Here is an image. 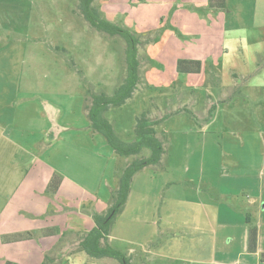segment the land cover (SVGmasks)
Instances as JSON below:
<instances>
[{
  "label": "crops",
  "instance_id": "obj_1",
  "mask_svg": "<svg viewBox=\"0 0 264 264\" xmlns=\"http://www.w3.org/2000/svg\"><path fill=\"white\" fill-rule=\"evenodd\" d=\"M221 1L212 0V3L216 5ZM166 2H170V6L174 8L171 12L163 13L160 19L163 25L169 20L176 28L174 33L169 30L172 39L175 40L176 34L179 37L188 36L195 44H206V50L195 51L190 55L177 53L176 56L171 57L169 65L172 68L174 83L177 75L185 76L188 81L180 85L178 83L173 86L167 85L168 87L161 85L163 90L179 91L180 88L189 86L193 92H196L203 82L205 69L210 64L213 66L220 61L222 67L212 68L213 73H219L224 69L230 78L225 84H221V99L218 100L220 105L214 104V98H208L209 102L206 105L208 109L203 120L207 125L202 133L213 134L211 126L218 121V111V115L221 112L225 118L231 111L237 110L242 101V106L251 107H256L262 102L256 99L255 94L258 91H263L264 94V83L255 82L251 75L264 74V62L260 61L264 58V34L255 40L259 46L253 53L251 63L253 68L248 69L241 62L245 61L241 27L246 23L241 19L240 8L229 9L231 0H223V8L211 7L210 0H166ZM116 3L118 2L102 0L99 8L104 19L119 25L117 20H122V17L119 18V12L126 13L118 10ZM240 3L249 5L254 3L255 25L264 28V0H242ZM10 35V30L5 36L0 33V42H21ZM180 61L199 62L201 70L198 73H181L178 70ZM166 72L163 70L162 74ZM141 85L142 82L138 87L141 88ZM15 96L19 105L15 104L16 108L12 116L7 114L6 101L1 99L0 102V223L3 224L0 225V250L4 252V247L15 245L18 247V255L13 257L4 254L0 257V264H19L21 260L24 261L23 264H30L31 253L35 257L46 252L50 253L52 264H57L63 256L71 254V249L80 244V239L85 233L94 228L93 214L101 212L100 204L111 200L117 188L115 171L119 157L112 148L109 149L106 139H103L101 134H94L90 128L91 124L85 111V103L89 95L84 93L78 104L82 126L77 128L71 126L74 123L62 124L65 111L61 105L56 103L51 105V101L43 97L38 103L35 95L31 97L30 91L23 93L19 88ZM214 106L216 109L210 116V110ZM53 110L60 113L57 121L62 128L56 134L51 132L55 119L50 118L54 113ZM178 110L183 113L185 109L176 111ZM159 112H163L162 109ZM194 114L192 111L196 122L201 124L198 116ZM239 119L230 116L226 122L230 123L232 120L234 124H239L242 118ZM75 129L77 131H71ZM230 129L231 127L225 129L222 139L234 138ZM78 131L84 134L85 142L82 143L89 148L83 149L79 143L76 149L80 153L77 154L79 159L72 164L70 154L74 149V143L66 138ZM259 133L258 135L261 134ZM243 134L244 132H239L237 136L243 138ZM41 145L44 147L41 148ZM244 149L245 145L242 144L241 150ZM46 154L55 163L46 159ZM225 154L232 160L228 159L231 165L227 163L223 165V176L226 174V177L231 178L235 188H227L224 191L222 187L217 189L215 184H210L206 187V193L202 195V186H195V180L191 178L186 182L192 186L194 196L191 199L196 201L195 209L184 211L185 213L179 212L177 216L174 213L162 212L160 201L166 188L174 184L178 185L179 182L174 179L165 180L159 189L157 186L152 188L149 185L150 180L155 176V170L161 169L163 173H167L172 168L165 163L160 167H147L137 173L133 178L127 204L112 227L109 236L110 245L125 253L132 264H264L262 259L264 197L259 192L255 196H248L251 193L249 189L251 185L247 186L243 180L251 177L254 180L259 179V188L262 192L264 151L259 150L258 154L253 152L255 157L252 160L240 159L234 151ZM87 162L100 170L93 180L89 176L85 180L91 167L87 166L89 165ZM103 168L106 172H103ZM33 169H37V172L32 176L29 172ZM71 170L81 171V174L75 177L69 173ZM190 170V166H186V171ZM53 180H55L54 193L49 191ZM91 184H94L92 191ZM151 201L154 203V210L150 209ZM70 202H77L79 208L78 217L73 221L70 220V216L75 214L71 213ZM86 202L89 211L85 210ZM79 204H82V207H79ZM251 211L256 216L255 221L248 213ZM122 228L126 229V234L121 232ZM251 229L257 230L255 252L249 250ZM10 236L16 238L11 239ZM82 253L84 252L78 251L71 255ZM94 260L104 264H117L114 259ZM38 264H43V261L39 260Z\"/></svg>",
  "mask_w": 264,
  "mask_h": 264
},
{
  "label": "rangeland",
  "instance_id": "obj_2",
  "mask_svg": "<svg viewBox=\"0 0 264 264\" xmlns=\"http://www.w3.org/2000/svg\"><path fill=\"white\" fill-rule=\"evenodd\" d=\"M96 1L97 4L94 3V6L99 9L101 17L104 19L99 8L102 0ZM111 1H117L118 10L127 14L119 12V18L122 17L121 21L117 20L119 25L131 31L141 40L139 59L142 85L141 88H137L133 98L127 104L120 108H111L105 113V117L114 125L115 131L122 141L132 143L135 137L136 120L142 113L148 111L152 118L170 116L157 127V132L158 137L166 142L167 154L163 158L162 165L167 163L172 169L167 173H163L161 169L155 170V176L150 180L149 185L152 188L157 186L159 189L165 180L173 181L174 179L179 183L166 188L160 201L161 211L174 213L176 216L179 212L193 211L196 201L191 199L194 194H192V186L187 184V180L192 178L195 180V186H202V195L206 193V187L210 184H215L217 189L222 187L224 191L227 188L234 189L232 179L226 177V174L223 176V165L226 163L231 165L230 161L232 160L226 157L225 152L234 151L240 159L252 160L255 157L253 152L258 154L259 150L264 151L263 91H258L255 94L257 100H262L258 106H242V101L241 105L236 108L237 110L231 111L225 118L221 112L218 115V111V121L211 126V131L214 133H202L203 128L207 125L203 120L208 109L206 106L209 102L208 98H214V104L220 105L218 100L221 99V84H225L230 79L224 69L219 73H213L212 68L222 67L221 61L217 64L214 63V67L210 64L205 69L203 82L196 92H193L189 86L184 88L183 85L181 86L184 89L180 88L179 91L163 90L161 85L168 87L167 85L173 86L177 83L180 85L188 81L185 76L177 75V80L174 83L172 68L169 65L170 58L176 56L177 53L190 55L195 51H205L206 44H195L191 37H179L178 34H176V42L172 39L169 30L174 33L176 28L169 20L163 25L160 19L163 13L171 12L174 8L166 0ZM240 1L242 0H231L229 9L238 10L240 8L241 19L246 23L244 27H241L243 60H245L241 62L243 66L250 69L253 68L251 67L253 53L259 46L255 40L264 34V28L261 25H255L254 3L249 5L240 3ZM79 2L78 0H0V33L5 36L6 32L8 33L10 30V36L21 40V42H0V102L1 99L6 101L7 114L10 116L14 114L15 104L19 105L18 98L15 96L19 88V91L23 93L30 91L31 97L35 95L38 103L43 97V99L51 101V105L54 103L61 105L65 111L62 124L69 122V124L74 123L70 125L75 128L81 127L82 117L78 104H80L84 93L89 96L94 93L113 95L123 83L127 74L126 41L120 36H109L92 28L79 12ZM243 53H241L242 56ZM260 61L264 62V58ZM163 70L167 71L166 74H162ZM251 77L255 79V82L264 83V74L257 73ZM181 108L185 109L183 113L174 114V111ZM161 109L164 112L163 117V112H159ZM192 111L193 114L195 113L194 115L198 116L201 124L196 122ZM53 112V115H50V118H55L51 132L56 134L62 130L59 121H57V116L60 113L55 110ZM230 116L242 119L239 124H234L232 120L227 123L226 120H229ZM227 127H231L229 131L235 139H222ZM71 131H77V129ZM239 132H244L243 138L237 136ZM78 133L79 131L73 132L70 137L66 138L74 143V149L70 154L72 164L76 159H79L77 154L80 153L76 151L79 143L83 149L89 148L82 143L85 142L84 134L80 132L78 136ZM259 136H261L260 139ZM102 138L104 139V137ZM76 142L77 144H75ZM242 144L245 145L244 150H241ZM106 146L109 148L108 145ZM42 147L44 145H41ZM45 157L55 163L48 154ZM129 160L119 159L118 164L125 165ZM186 166H190L191 170L186 171ZM77 171L71 170L69 173L78 177L81 171ZM104 171L106 172V169L103 168ZM36 172L37 169H33L29 174L33 176L36 175ZM89 172L85 180L88 179V176L93 180L100 170L97 169V166H91ZM243 180L247 186L251 185L249 186L251 193L248 196H255L259 192L264 197V179L262 192L259 188V179L254 180L251 177ZM93 185L91 184V191L94 189ZM87 199L90 198L87 197ZM112 201L111 198L109 202H102L99 213L106 214ZM86 203L85 210L89 211L88 202ZM79 205L82 207V204ZM77 206V202L69 203L71 213L75 214L70 216L71 221L78 217L79 208ZM149 206L151 210H154L152 201ZM248 213L255 221L254 213L252 211ZM262 224L264 230V220ZM0 225L3 224L0 223ZM121 232L127 233L125 228H122ZM9 238L16 237L10 236ZM14 247L15 245L4 247V252L0 250V257L4 254L17 257L18 247ZM79 248V245L73 246L70 253L82 252ZM53 254L55 256V252ZM71 254L63 256L57 264H104L85 253ZM84 254L85 257H83ZM29 256L31 257L30 264H38L39 260L43 261V264H52L53 262L49 252L35 257L31 253ZM107 260L110 259L107 258ZM115 262L120 264L117 260ZM23 263V260L19 261V264Z\"/></svg>",
  "mask_w": 264,
  "mask_h": 264
},
{
  "label": "trees",
  "instance_id": "obj_3",
  "mask_svg": "<svg viewBox=\"0 0 264 264\" xmlns=\"http://www.w3.org/2000/svg\"><path fill=\"white\" fill-rule=\"evenodd\" d=\"M96 0H80L79 12L89 25L99 32L109 36H120L126 43L127 74L123 83L113 95L91 94L85 103V111L90 121V128L94 134H101L113 149L119 159H132L125 165L116 166L117 188L112 195V205L106 214L94 213L95 226L80 241L79 249L93 259H114L120 264H132L130 258L123 252L113 248L109 243V236L117 216L124 210L129 199L134 176L143 169L151 166H162L164 156L167 154L166 142L158 137L157 127L168 119L152 118L148 111L137 117L132 143H125L116 133L114 125L105 117L111 108H120L131 100L138 86L141 84L139 45L141 40L131 31L120 25L111 23L101 17L98 8L94 6ZM211 7L223 8V0ZM178 70L181 73H198L201 63L180 61ZM215 106L210 110L212 116ZM181 110L176 111L180 113ZM172 115V114H171ZM149 153L148 155L146 153ZM55 180L51 181L50 192H55ZM257 230L249 232V250L256 251ZM264 261V255L262 256Z\"/></svg>",
  "mask_w": 264,
  "mask_h": 264
}]
</instances>
